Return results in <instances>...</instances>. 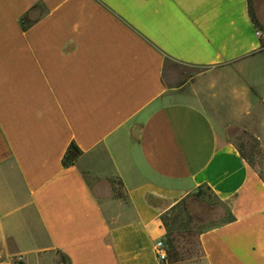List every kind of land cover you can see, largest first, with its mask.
I'll list each match as a JSON object with an SVG mask.
<instances>
[{"label":"crops","instance_id":"crops-1","mask_svg":"<svg viewBox=\"0 0 264 264\" xmlns=\"http://www.w3.org/2000/svg\"><path fill=\"white\" fill-rule=\"evenodd\" d=\"M252 5L0 0V264H163L162 216L203 188L230 218L204 263L264 264V176L230 136L264 110Z\"/></svg>","mask_w":264,"mask_h":264},{"label":"rangeland","instance_id":"rangeland-1","mask_svg":"<svg viewBox=\"0 0 264 264\" xmlns=\"http://www.w3.org/2000/svg\"><path fill=\"white\" fill-rule=\"evenodd\" d=\"M253 2L259 13L264 16V0ZM172 69L175 74L183 71L193 74L196 71L194 68L180 65H174ZM254 112L255 122L233 127L230 136L243 157L264 176V110L257 106ZM252 126H256L258 132L252 130ZM117 188L118 193H121V188ZM163 218L166 224L165 242L169 249L175 250L177 254L175 259L170 258L163 264H205L199 236L205 230L228 220L229 214L225 205L210 190L203 188L186 206L178 205L165 213Z\"/></svg>","mask_w":264,"mask_h":264},{"label":"trees","instance_id":"trees-1","mask_svg":"<svg viewBox=\"0 0 264 264\" xmlns=\"http://www.w3.org/2000/svg\"><path fill=\"white\" fill-rule=\"evenodd\" d=\"M250 13H251V17L254 19L255 16H254V12H253L252 0H250ZM263 47H264V43H263ZM80 155H81V150L75 144H71V146L69 147V149H68V151H67V153H66V155H65V157L63 159V163H64L65 167H69V166L74 165L77 162V160H78ZM180 204H182V206H186L185 203H180ZM180 204H178V205H180ZM177 206H175L174 208H176ZM174 208H172V209H174ZM183 210L186 211V209H183ZM164 221H165V219L162 216V222H163L164 227L166 229V224H165ZM174 251L175 250H172V249L170 250L169 247H168V259L167 260H169L170 258L171 259H175L176 258L177 254Z\"/></svg>","mask_w":264,"mask_h":264},{"label":"built area","instance_id":"built-area-1","mask_svg":"<svg viewBox=\"0 0 264 264\" xmlns=\"http://www.w3.org/2000/svg\"><path fill=\"white\" fill-rule=\"evenodd\" d=\"M260 34V32H258ZM157 258L160 262H166L168 259V247L165 240L158 241L155 245ZM25 260L22 255H18L15 259L16 264H24Z\"/></svg>","mask_w":264,"mask_h":264}]
</instances>
